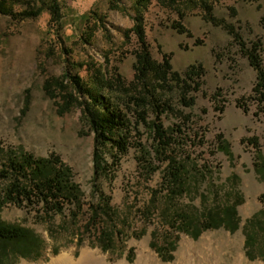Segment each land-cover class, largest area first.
<instances>
[{
  "label": "rangeland",
  "instance_id": "1",
  "mask_svg": "<svg viewBox=\"0 0 264 264\" xmlns=\"http://www.w3.org/2000/svg\"><path fill=\"white\" fill-rule=\"evenodd\" d=\"M32 1V6L38 2ZM60 2L73 10L65 16L76 25L72 33L63 31L62 47L61 40L45 33L47 24L55 20L48 12L22 19L15 13L24 6L17 2L13 12L0 13V149L59 158L70 168L71 181L79 190L76 200L84 208L76 221L69 218L75 208L66 205L65 217L51 211L43 223L36 216L46 213L43 205H4L0 208L3 221L22 224L40 235L44 244L40 252L23 258L21 244L11 240V261L1 258L0 262L50 264L63 254L76 261L84 252L97 251L107 264H264L261 257L246 256L244 235L249 219L264 209V109L254 92L258 70L246 55V50L255 52L256 44L260 68H264V0ZM136 25L142 28L144 43L135 32ZM145 50L159 69H165L166 61L171 65L167 76L151 70L148 78L159 89L158 77H167L160 90L173 110H166L162 121L169 128L179 125L173 145L166 158L156 154L154 134L142 123L132 139L138 148H130L110 181L95 182L96 135L86 119L89 99L74 87L76 92L67 93L72 106L64 112L61 85L70 89L72 79L67 78L71 75L93 81L91 76L101 69L100 79L106 74L112 83L113 101L128 113L127 102L144 95L138 67ZM69 61L70 66L65 63ZM194 68L200 71L195 79L201 84L197 90L186 79V72ZM62 77L65 84H61ZM183 95L193 106H185ZM132 115L129 119L139 124ZM185 115L190 116L188 122L183 121ZM152 119L149 111L147 121ZM171 159L183 164V176L190 183L187 192L175 198L171 184L162 183ZM96 187L120 215L114 225L122 237H114L111 252H104L97 242L102 231L82 229L91 202L97 201L93 199ZM229 199L242 200L237 206V231L218 227L202 231L197 238L179 233L176 248L167 252L171 260L151 247L154 231L162 246L173 236L170 219L164 217L173 201V208H182L198 221L216 202L226 204ZM106 217L100 216L99 221H108ZM48 225L55 231L54 238L44 228ZM261 233L253 232L250 244L260 245L264 252Z\"/></svg>",
  "mask_w": 264,
  "mask_h": 264
},
{
  "label": "trees",
  "instance_id": "2",
  "mask_svg": "<svg viewBox=\"0 0 264 264\" xmlns=\"http://www.w3.org/2000/svg\"><path fill=\"white\" fill-rule=\"evenodd\" d=\"M37 1L36 5L32 6V0H0V13L6 14L8 12H13V7L17 2V4H22L24 6L20 12L15 13L22 17V19L38 17L43 12H48L50 16H55V20L47 24L45 33L48 36H52L56 41L61 40L60 45L62 47V42L65 41L63 31L69 29L72 33L75 31L74 29H76L75 20H72L70 16H68V18L65 16V13H69V11L73 10L62 4L60 0ZM135 1L140 4L147 0ZM57 20H62L61 24L56 25L55 22ZM135 29L140 42L144 43L145 38L142 28L136 25ZM253 50L255 52L246 50V55L252 66L258 70V81L254 86V92L261 108L264 109V68H260V57L256 52V44H254ZM61 51L65 52L64 47ZM65 63L69 66L71 65L70 61L69 63ZM139 65L138 78L143 82L144 95L134 97L133 102H127L129 115L133 112L134 115L132 116L139 124L129 119L128 113H126L121 104L113 101V98L110 96L112 83L109 82L106 74H102L103 78L100 79L101 69H97L96 73L91 76L94 78L93 81L91 79L86 81V79L79 75L78 77L76 75H71L72 77H68L67 80L70 81L72 79L73 86H70L69 89L66 88L65 85H61L63 90H60L62 95L60 94L59 98L62 100V103H60L62 111H68L70 106H72V104L69 103L70 101H67V93L76 92L74 87L89 99L87 106L90 109L86 112V119L92 126L96 135L93 160V180L95 182L99 180L103 182L110 181L113 176H115V172L120 167L122 158L128 154L130 148H138L137 145L133 143L132 139L139 134V126L142 123L148 125L154 134L152 138L156 144V151H154L156 154H164L166 158V152L173 145L174 135L177 132L176 126L179 127V125L174 124L172 128L164 126L162 114L166 110H173V108L168 101L162 99L164 98L162 94L163 91L160 90H164L163 87H165L167 78L164 76H167V71L170 69L171 65L166 61L164 64L165 69H159L152 62L147 50H145L144 55L140 57ZM151 70L154 72L158 70L159 74L160 71H162L161 75H164L158 77V80L162 81L159 89L153 86L150 78H148V72ZM199 72L197 68L189 69L186 72L187 82L193 90H197L201 85L199 81L195 80L199 77ZM63 77L60 79L61 84L64 83ZM164 82L165 84H163ZM191 82L195 84L194 87H192ZM97 90H100V92H97ZM102 91H106V93ZM130 96L132 95L130 94ZM180 99L184 102L185 106H193L190 101L187 102L184 95ZM129 100H132V97H130ZM132 103L134 107H132ZM149 111H152L153 119L147 121ZM184 118L183 121L188 122L190 116L185 115ZM254 144L257 146V142ZM227 150L230 152L228 147ZM167 166L168 172H166L163 177L166 183H162L166 184L168 187L171 184L170 188L175 195L174 198L185 194L190 183L188 180L185 181V177L183 176V164L177 162L175 159H171ZM94 191L96 193L93 194V199L97 201L91 202L90 209L86 212L88 216L82 225V229H89L90 231L96 232L102 231L101 237L97 238V242L104 252H111L114 237L117 240L119 237H122L118 230L119 228L116 229L114 225L116 222L115 218H120V215L110 206V198L105 195L102 189L98 190L96 187ZM77 194H79V190L71 181V170L63 165L59 158L35 157L22 149L19 151H5L0 149V208L6 204L19 206L22 204L36 203L43 205L41 210L45 208L46 213H41V215L44 214L42 217L38 213L36 216L40 218V222L45 223V221L47 222L46 215L51 211L65 217L63 214L64 209L66 205H69L71 206L70 208H75V210L69 214V218L76 221L80 217L79 212L84 208L81 206V203L77 202ZM169 194L172 195L171 192ZM74 200H76V202ZM241 202L242 200L238 201L235 199H229L227 202L229 204L216 202L212 207L214 209L210 212L206 210L200 220L194 221L191 214H188L182 208H173L175 206L173 201L172 208L164 214V217L170 219L169 226L171 230L173 228V236L167 237V241L165 242L166 245L162 246V243H159L160 235L154 231L152 233L151 247L158 251L163 259L171 260L172 255H167V252L176 248L179 233L185 232L197 238L202 231L218 227H224L232 232L237 231L240 221L237 215V206ZM27 206L28 205H26V207ZM100 216H107L106 220L108 221L103 220L100 222ZM72 225L78 228L77 224L74 223ZM44 228L48 235L54 238V229L50 225ZM258 230H262L261 234L262 238H264V209L246 223L244 234L246 236V256L251 260H255L258 257L264 259V252L260 251V245L252 247L250 244L253 232ZM75 232L79 233L78 229H76ZM37 235L20 223H7L0 217V259L6 258L8 262L11 261V244H9L11 240H16L21 244L22 249H20L19 252L20 257L25 258L40 252L44 240L40 235ZM76 235L78 236V234ZM77 241L82 243V237H78ZM13 251L17 253L14 248ZM128 257L131 258V255H128L127 258ZM3 261L4 260H2V262ZM2 262H0V264H4Z\"/></svg>",
  "mask_w": 264,
  "mask_h": 264
},
{
  "label": "bare ground",
  "instance_id": "3",
  "mask_svg": "<svg viewBox=\"0 0 264 264\" xmlns=\"http://www.w3.org/2000/svg\"><path fill=\"white\" fill-rule=\"evenodd\" d=\"M241 261L240 254L237 256V263ZM50 264H107L104 256L98 255L97 251L84 252L81 257L74 261L68 254L60 255L58 258L52 260ZM118 264H128L120 262Z\"/></svg>",
  "mask_w": 264,
  "mask_h": 264
}]
</instances>
